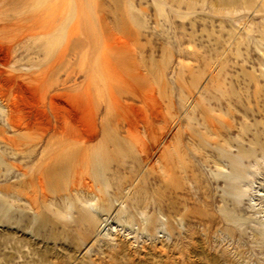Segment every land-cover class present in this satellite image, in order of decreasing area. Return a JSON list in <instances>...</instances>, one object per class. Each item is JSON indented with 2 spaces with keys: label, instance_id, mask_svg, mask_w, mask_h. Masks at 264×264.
Here are the masks:
<instances>
[{
  "label": "rangeland",
  "instance_id": "1",
  "mask_svg": "<svg viewBox=\"0 0 264 264\" xmlns=\"http://www.w3.org/2000/svg\"><path fill=\"white\" fill-rule=\"evenodd\" d=\"M59 3L55 51L38 39L2 75L0 264H264V0ZM93 115L85 204L77 147L33 136ZM125 115L150 121L159 162L138 161Z\"/></svg>",
  "mask_w": 264,
  "mask_h": 264
},
{
  "label": "bare ground",
  "instance_id": "2",
  "mask_svg": "<svg viewBox=\"0 0 264 264\" xmlns=\"http://www.w3.org/2000/svg\"><path fill=\"white\" fill-rule=\"evenodd\" d=\"M59 1L60 0H0V102L2 103L1 107H3V109H4L3 112H4L5 116L8 119H10V120L12 119L13 114L15 113V107L13 106L14 103L12 104L10 99H8L9 97H7V96H9L8 95V93H9L8 92L9 85H8L7 79H5L2 76V75H4V72L6 71L4 69L11 68L13 66V65L11 66L12 61H16L17 57L21 53L22 54L23 53L24 54L25 53H29V55H30L29 57H31L32 56L31 54H34L33 50H32L33 46L35 44V41L38 40V39H44L45 38L46 39V43L45 44L49 43L48 51L49 50L50 51L52 50V52L55 51L54 49H55L56 38H57V24H56V21H57V15H58L59 10L61 8ZM63 10H65V7H64ZM45 44H41V45H45ZM24 58H26V57H24ZM26 61H28V60H26ZM57 61H58V58H55L53 56L51 62L49 63V65L46 68V70H47L46 73L48 72V73L51 74V73H53L56 70ZM30 74L32 75L33 73L31 72ZM28 77L29 76H27V78ZM32 77L35 78L36 80L40 79L39 75H35V77H34V74H33ZM110 120H112V119H110ZM115 120H116V118H115ZM116 121H117V123H123V125H126V128H125V133H126L125 135L126 136L125 135L124 136L126 137V139L128 138V139L132 140L131 142H133L134 148H135V152H136V154H137V156L139 158L138 161L141 160V162L144 163L145 165H150L154 161L159 162L158 159H156L157 158L156 155H157V150L158 149H156V147L153 146V145H148L147 143L151 144V142H148L150 140H148L147 143H146L145 139L143 138V137H145V138L151 139L150 135L152 133L150 131V127L152 125L149 124L150 121L146 122L145 120H141L143 122L145 121L148 125L145 122H144L145 124H142V122L140 121L142 126H139L140 122L138 120L133 119L131 117H128L127 115L120 116L119 118H117ZM64 122H65V120H64ZM69 122H70L69 127H66V129H65V126H63L64 128L62 126H59V127L58 126H54V127H51V128H47L46 130H41V131L38 129L39 132H34V133H38V134H35L33 136V138L37 136L36 137L37 138L36 144H38V143L41 144V142H44L45 140L48 142L51 139H53V140L56 139V140L61 141V142L58 141L59 143H64L61 146H63V145L65 146V144H66V146L74 145V147L75 146L77 147L76 149H72L71 148L72 152H74L73 150H75V152H74V155H73V153H71L72 155L70 154L71 155L70 157L73 156L71 158V163L69 162L70 164L73 165V166L71 165L72 168L68 164L70 166L69 174L73 178L72 179V185L70 186L68 193L70 195L74 196L77 200L83 201V203H85V204H87V203L90 204L89 203V202H91L90 200H93V203H94V200H96V199L98 200V198H100V196L97 193V191H99V189L94 188L95 185L93 186L92 184L89 183L88 180H86L88 175L85 178L83 174H86L87 172L89 173L88 168L90 166L88 167V164L94 163V162H90L91 157H90V155H88V153L91 154L90 152L93 151L92 148H94V147H90L89 145L91 143H93L98 138L99 134H102V135L104 134L102 130H103V128H105V127H103L105 123L103 124L101 122V120L98 121V116L97 115H93V116H89V117L74 118L73 120H71ZM98 122L103 124V126H102L103 128L101 129L102 132H100V133H99L100 130L97 128V123ZM11 125L17 131L21 128L19 125L14 124L13 122H11ZM116 131H117V129H116ZM31 134H33V131H32ZM115 135H116V133H115ZM115 135L113 136L114 139L116 138ZM30 137L32 138V135ZM100 137H101V135H100ZM119 138L117 137V139H115V140H118ZM154 138H155V136H154ZM27 139L24 142L25 144H26ZM167 139H164V140L166 141ZM23 141H24V138H23ZM103 141H104V138H103ZM119 141L121 142V140H119ZM131 142H129V143L131 144ZM99 143H100V141H99ZM153 143H155V142H153ZM33 144H35V143H33ZM51 144H52V141H51ZM48 146H46V147H48ZM59 146H60V144H59ZM91 146H92V144H91ZM24 147H25V145H24ZM30 149H31V147H30ZM30 149H27V150L29 151ZM59 149H60V147H59ZM89 149L92 150V151L89 152L88 151ZM159 150H160V148H159ZM31 151H33V149L30 150V152ZM27 153L28 152L26 151V154ZM93 155H94V153H93ZM93 155H92V157L94 158ZM159 156H162V155H159ZM28 157L30 158L29 155H28ZM97 158H99V157H97ZM180 158H181V156H180ZM68 159L70 161V158H68ZM161 159H163V158H161ZM95 161H97V160L95 159ZM164 162H166V161L164 160ZM47 164H49V163H47ZM92 165H94V164H91V166ZM95 165H96V163H95ZM41 167H42V165L37 167V168H41ZM45 167H46V164H45ZM45 167H44V169H45ZM65 167H67V166H65ZM65 167H63V168L65 169ZM56 168H57V166H56ZM56 168H54V169H56ZM62 169H61V171H62ZM93 171L95 172V170H93ZM93 171H90V173L93 172ZM47 173L48 172L46 171V174ZM40 174H41V172H40ZM64 174H66V173H64ZM89 175H92V174H89ZM94 176L95 175L93 174V177ZM27 177H30V174ZM90 177L88 176L89 180L91 181L92 179H90ZM31 178H32L31 179L32 183L36 182L35 180H33V177H31ZM34 178H36V176ZM41 178H42V176H40L38 178L37 182L42 187L41 180H44V178H42V179ZM96 179H97V177H96ZM31 180H30V184H31ZM34 184H36V183H33V186H34ZM95 184H96V182H95ZM97 185H99V184H97ZM43 187H44V185H43ZM35 189L36 188H34V191H35ZM42 194H44V193L42 192ZM67 198H69V197H67Z\"/></svg>",
  "mask_w": 264,
  "mask_h": 264
}]
</instances>
